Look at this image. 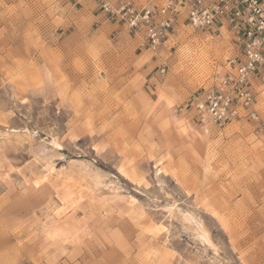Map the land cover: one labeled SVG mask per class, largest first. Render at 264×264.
Returning <instances> with one entry per match:
<instances>
[{"label":"rangeland","instance_id":"obj_1","mask_svg":"<svg viewBox=\"0 0 264 264\" xmlns=\"http://www.w3.org/2000/svg\"><path fill=\"white\" fill-rule=\"evenodd\" d=\"M67 15L0 0V264H264L260 138L191 112L229 70L225 29L178 18L141 69L113 35L63 47Z\"/></svg>","mask_w":264,"mask_h":264},{"label":"built area","instance_id":"obj_2","mask_svg":"<svg viewBox=\"0 0 264 264\" xmlns=\"http://www.w3.org/2000/svg\"><path fill=\"white\" fill-rule=\"evenodd\" d=\"M100 6L132 33L141 34V47L148 51L166 45L180 17L193 31L215 33L224 28L233 48L229 70L197 94L192 108L218 127L260 120L250 81L264 66V0H166L156 8L137 6L134 0L117 5L102 0Z\"/></svg>","mask_w":264,"mask_h":264},{"label":"crops","instance_id":"obj_3","mask_svg":"<svg viewBox=\"0 0 264 264\" xmlns=\"http://www.w3.org/2000/svg\"><path fill=\"white\" fill-rule=\"evenodd\" d=\"M101 1L102 0H61L65 5L66 11H68V15L65 16L63 20H60L61 25L56 29L61 45L68 48V50H79L84 45L92 43L101 44L106 38L113 35L116 39L118 38L119 41L130 43V50L134 53L135 57H138V59H135L134 64L136 68L142 69L147 63L145 60V52L148 50L144 49L143 51L141 50L143 53L141 52L138 55L135 54L143 43L144 39L142 35L132 33V31L128 30L117 18L105 14L100 6ZM107 1L112 5H117L121 0ZM147 78L148 77H145V79ZM152 80L154 79L149 80V82ZM250 85L254 89L256 95L253 107L259 114L260 120L256 123L249 122L247 126H249L252 131H256L255 134L252 133V135L259 136L260 141L258 142H260V146L264 151V66L260 68L256 80L250 81ZM191 112L195 113L194 116L196 118H200V115L195 110ZM121 169L129 172L128 169L123 166ZM135 175L137 176V174Z\"/></svg>","mask_w":264,"mask_h":264},{"label":"bare ground","instance_id":"obj_4","mask_svg":"<svg viewBox=\"0 0 264 264\" xmlns=\"http://www.w3.org/2000/svg\"><path fill=\"white\" fill-rule=\"evenodd\" d=\"M130 177H131V175H130ZM202 234H203V236L205 237L204 233H202Z\"/></svg>","mask_w":264,"mask_h":264}]
</instances>
